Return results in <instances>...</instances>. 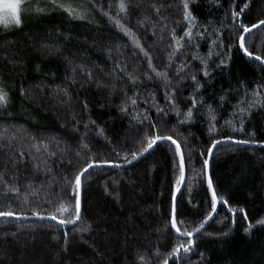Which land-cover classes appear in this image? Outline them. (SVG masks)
Listing matches in <instances>:
<instances>
[{"label": "trees", "instance_id": "16d2710c", "mask_svg": "<svg viewBox=\"0 0 264 264\" xmlns=\"http://www.w3.org/2000/svg\"><path fill=\"white\" fill-rule=\"evenodd\" d=\"M32 1L37 5V0ZM71 2L89 10L85 19H71L67 12L53 8L48 0H40L39 6H46L48 11L23 16V23L18 28L0 29V81L8 91L12 105L9 112L0 111V127L7 126L14 132V126H17L27 132L23 139L18 133L11 146L7 141L3 142L0 172L10 185L19 186V197L9 194L14 209L28 213L27 218H31L32 207L38 206V210L46 214L59 203V199L46 203V194L63 192L62 198H67L70 187L63 186L62 181L65 174L82 166L83 161L76 155L82 136L91 148V152L83 155L119 159L122 167L105 166L93 170L85 178L81 205L83 221L90 225L86 232H76L73 225L59 227L56 221L0 219V264H140L136 259L138 250L147 252L151 264H157L154 250L167 253L175 241L174 230L167 223L176 175L173 170L174 146L168 141L160 142L140 160L124 165L123 155L128 153L131 159V151L142 146L140 142L146 127L133 116L137 112L142 116L141 110L148 108L157 123V134L178 139L185 155L191 157L186 165L189 180L177 198L179 211L183 214L179 218L188 222L190 230L210 210L211 195L201 169L211 139L232 135L238 140L264 141V105L243 114V131H236L226 123L231 120L235 128H240L241 116L233 115L234 106L245 99L246 92L249 94L247 99L252 98L250 94L254 89L264 94V88L259 87L264 85V71L258 62L244 56L238 48L233 49L226 69L216 67L218 59L212 60L210 77L203 78L202 73L198 77L203 87L196 99L203 97L204 103L194 110L193 120L178 125L177 121L183 117L167 108L162 81L143 77L144 71L154 75L147 68V60L138 49H135L136 58H131L134 49L129 38L104 12L132 28L152 55L154 67L167 70L171 76L182 61H192V67L199 69L200 62L192 60L193 53L205 55L209 50V38L200 39L198 50L186 47V55L174 58V63L166 67L167 54L171 51L167 32L175 27L177 34H182L187 26L182 21L179 0ZM121 2L126 4L125 12L119 11ZM246 4L247 9L242 15L245 24L264 19V0H219V3L198 0L191 9L198 17V24L207 25L212 32L221 25L231 24V11H239ZM153 5H163L160 16L165 20L155 14ZM141 20L145 21V27L139 26ZM162 24L168 26L163 39ZM222 35L227 36V30ZM117 45L121 46L118 51ZM246 45L250 51L264 49V27L253 30L246 37ZM116 63L126 72L139 75L141 80L133 84L124 73L114 71ZM89 72L92 73L91 83L88 82ZM175 84L173 80L172 86ZM21 88L26 90L24 94ZM193 88L190 81L184 82L181 99L189 97ZM64 89L68 96L64 95ZM125 90L127 96L138 94L137 105L133 108L129 104V110L121 112ZM153 92L159 106L169 112L163 119L151 107ZM221 97H224L223 101ZM146 99L148 104L144 102ZM177 103L181 109H186L190 100L188 103L177 100ZM208 104L215 111L218 129V134H213L211 139L207 131L209 117L205 106ZM89 120L96 123L86 129L84 124ZM97 128L103 130L102 135ZM29 137H35V140ZM41 141L48 145L50 152H56V156L48 157ZM32 143L40 150L30 147ZM60 150H66L62 160ZM21 151L25 154L23 162L13 166L12 154L19 158ZM202 151L204 157L200 155ZM116 153H120V157ZM45 159L51 172L40 166ZM209 174L218 196H223L233 207H243L248 221L243 220V213H237L233 224L232 214L218 205L214 219L194 237V253L183 258L180 264H264V226L256 224L264 217V144L225 141L214 150ZM29 182L37 188V193L29 196L30 205L21 203L26 194L25 185ZM2 187L0 184V189ZM7 203L0 201L3 204L0 210H6ZM249 222L253 227L245 233L243 229ZM65 232L68 233L67 242ZM224 232H228L227 237L219 235ZM170 264H175L174 260L170 259Z\"/></svg>", "mask_w": 264, "mask_h": 264}, {"label": "snow or ice", "instance_id": "6c2138e0", "mask_svg": "<svg viewBox=\"0 0 264 264\" xmlns=\"http://www.w3.org/2000/svg\"><path fill=\"white\" fill-rule=\"evenodd\" d=\"M51 3L53 8L62 9L63 11L68 13L69 18L71 19H85L89 10L85 8L83 5H76L71 2V0H48ZM198 0H179V6L182 11V21L186 23V27L183 29L182 34H177V29L172 27L170 31L167 32V35L170 37V48L171 51L167 54L168 65L166 67H170L174 63V58H179L181 55H186L184 49L186 47L194 48L198 50L200 48V44L197 42L200 39L209 38V50L205 55H198L195 52L193 53L192 60H198L200 62L201 67L199 69H194L192 67V61H182L176 67V71L173 75H169L167 70H157L153 65V57L152 55L144 48L142 45L140 38L136 35L132 28L128 27L126 24L122 23L120 19L112 17L109 13L104 12V15L109 17V20H114L115 26L129 38L131 45L134 49L131 58L135 59L137 56V52L135 49L139 50V54H142L143 58L147 60V68L154 75H151L149 71H144L143 77L148 80L159 79L162 81V87L164 89V96L167 108L171 109L176 113L178 117L182 116V119L177 121L178 125H183L188 123L189 121L194 119V110L198 107V105L203 104V97L200 100L196 99V96L199 94L200 90L203 87L201 80L198 78L202 73L203 78H209L211 75V67L210 62L214 59H218V63L216 64L217 68L226 69L229 67V63L231 60V53L234 48H238V50L249 59L258 62L261 66L262 71H264V49L259 51H250L249 47L246 45V37L250 35L253 30L264 27V19H260L252 24H245L242 20V15L247 9V4L244 7H241L239 11L233 9L231 11V20L232 23L229 25H221L220 28L214 29L212 32H209L208 26H200L198 24V17L193 13L191 9V5ZM219 3V0H216ZM28 3V0H0V27L5 29L18 28L22 25V12L27 13H45L48 11L47 7H40V0H37V6L33 8H29L24 6ZM155 14L159 17L160 20H165V17L160 16V7L161 6H152ZM168 7H172V5H168ZM102 10V9H101ZM103 11V10H102ZM119 11H126V4L121 2L119 4ZM147 20V17H145ZM140 27H145V21L141 20L138 22ZM177 24L180 21H176ZM167 24H162L161 31V39L164 38L163 33L167 30ZM201 27L203 30H201ZM155 28V25H153ZM227 30L228 35H222V32ZM214 37V38H212ZM232 41L231 43H226V41ZM121 46L117 45L116 49L119 50ZM111 51V49H109ZM128 58H125L127 60ZM119 70L124 73L130 81L135 84L137 81L141 80L139 75H134L133 73H128L124 68L121 67L119 63L115 64L114 71ZM173 80L176 81L175 86L173 87ZM190 81L194 84V88L189 97L181 99V93L183 91L184 82ZM88 82L92 81V73H88ZM99 85L100 82L96 81ZM260 88H264V85H259ZM25 89L21 88V93H25ZM64 95L68 96L67 89H64ZM249 94L246 92L245 99L237 101V105L234 106L233 115L239 114L241 116L240 119V128H235V125L231 120L226 121L227 124L232 125L234 130L243 131V114L246 111H250L253 107L258 105H264V94H262L258 90H253L251 92V99H247ZM126 99L122 103L120 108L121 112H127L128 105L131 104L133 108L137 105V96L138 94L134 93L132 96H127V90H125ZM221 101L224 100V97L220 98ZM177 100H181V103H189V106L186 109H181L180 105L177 103ZM9 102V93L5 90V87L0 81V109H4ZM145 104H148L149 101L146 99ZM151 107L155 108L156 113L159 114V118L163 119L164 117L169 115V112L166 108L160 107L157 101L156 93H151ZM246 106H242L245 105ZM206 112L209 117L208 119V133L209 138L211 139L213 134H218L217 129V120L215 111L211 104L205 106ZM84 108L87 110L88 105L87 102H84ZM143 115L141 116L140 112H137L133 119H139L140 124L146 126L143 139L140 142L142 146L139 150L131 151V159L128 158V153H125L122 157L123 164L131 165L134 161L139 160L146 153H148L154 146L158 144V142L168 141L171 145L174 146V154H173V170L176 173L174 184L171 191V208H170V218L168 220V225H170V229L174 230V238L175 241L172 244L170 251L167 253H161L159 249L154 250L153 255L156 258L157 264H170V259L174 260L175 264H180V261L188 257L190 254H193L195 251V239L196 235L202 233L209 222L214 219L215 214L218 211V205L224 206L229 213L232 214V223L235 224L236 214L243 213V220L248 221V215L243 207H233L229 204V201L225 199L223 196H218L217 191L214 188L213 180L209 174V163L210 159L214 154V150L217 146L224 143L225 141L233 142L234 144H256L261 143L264 144V141H257L256 139H247V140H238L236 137L232 135L228 136H220L218 139H211L210 145L207 147V158L203 159V165L201 172L205 177V182L207 185V191L211 195L210 202V210L203 215V218L195 223L194 227L187 226L188 222L186 220L180 219L179 217L183 214L179 211V207L177 204V193L182 191V187L187 183L189 178L186 176V165L190 162L191 157L186 156L184 150L182 149L181 142L178 139H174L172 135H159L157 134V123L149 114V109L144 108L141 110ZM77 123H80L77 121ZM94 120L86 121L84 126L87 129L89 125H95ZM15 131L12 132L11 129L7 126L0 127V148H3L4 141H7L8 145L11 146L12 142L17 138V134H22L20 136L23 139L24 136L27 135L26 130L14 126ZM175 127V126H174ZM97 131L102 135L103 130L97 128ZM11 132V134H9ZM30 140L34 141L35 137H29ZM43 144L44 152L47 153L48 157L56 156V152H50L48 150V145L44 144L43 141L40 142ZM32 148H37L39 151V147L36 143H32L30 145ZM61 152V160L63 156L66 154V150H60ZM85 152H91L90 145L86 142V137H81V143L79 144L76 155L81 158L83 161L82 166L75 169L70 174H65L63 178V186L70 187V192L68 193L67 198H62L64 196L63 192L60 193H51L48 195V199L45 201L46 203H52L53 199H59V203L54 207V210L48 211L46 214L43 211L38 210V206L32 207L31 216L36 217L39 220H51L56 221L57 226L63 227L66 225H73L76 232H86L88 231L90 225L83 221L82 217V205H81V191L83 189V183L85 178L90 176V173L93 170L103 168L105 166L109 168H120L122 164L119 159H101L97 158L96 154H91L88 156L83 155ZM24 152L21 151L19 158L12 154V164L15 166L18 162H23L24 160ZM117 157H120V153H116ZM201 157H204L205 153L202 151L200 153ZM35 157H33L34 159ZM69 164H71V160H69ZM40 166L43 167L44 171L51 172L52 169L47 167V159L40 162ZM193 170L194 166H193ZM199 175L200 173H196ZM0 184L3 185L2 189H0V201H8L7 209L0 210V219H8L15 218L17 220L26 219L28 217V213L24 211H17L14 209L12 203L9 200V194H15L16 197L20 196V189L18 185H10L7 181L4 180L3 172H0ZM26 194L22 197L21 203L23 204H31L32 202L29 200L30 195H34L37 193V188L33 187L32 183L29 182L25 185ZM42 190V189H41ZM105 191H108V188L105 187ZM191 193V189L189 190ZM39 199L38 196H36ZM74 201V203H73ZM190 203V201H189ZM0 207H3V204H0ZM194 207H198L194 206ZM227 219V217H225ZM257 225L264 226V217H261L256 221ZM253 227L252 223L249 222L247 226L243 229L245 233L249 232V229ZM230 231V229H229ZM207 235H213V233H206ZM14 235V234H13ZM221 237H227L228 232L220 233ZM65 242H67L68 233L65 232ZM162 257V258H161ZM136 259L140 262V264H151V259L148 256L147 252H139L136 253ZM200 259H204V254H200Z\"/></svg>", "mask_w": 264, "mask_h": 264}, {"label": "rangeland", "instance_id": "374dc122", "mask_svg": "<svg viewBox=\"0 0 264 264\" xmlns=\"http://www.w3.org/2000/svg\"><path fill=\"white\" fill-rule=\"evenodd\" d=\"M24 6L29 7V8H33V7H36L37 5L35 3H33L32 0H28V3H26ZM34 14H36V13H27V14H25V13L22 12V17L23 16H27V15H34ZM0 29L1 30H6L3 27H0ZM11 107H12V105L9 104V102H8V105L4 109H0V111L9 112L12 109Z\"/></svg>", "mask_w": 264, "mask_h": 264}, {"label": "water", "instance_id": "95a60500", "mask_svg": "<svg viewBox=\"0 0 264 264\" xmlns=\"http://www.w3.org/2000/svg\"><path fill=\"white\" fill-rule=\"evenodd\" d=\"M158 143H160V142H158ZM156 146H157V145H156ZM156 146H154L153 149H151L150 151L154 150ZM150 151H149V152H150ZM149 152H148V153H149ZM148 153H146V154H148ZM146 154H145V155H146ZM145 155H144V156H145ZM144 156H143V157H144ZM143 157H141V158H143ZM141 158H140V159H141ZM140 159H139V160H140ZM137 161H138V160H137ZM134 162H136V161H134ZM134 162H133V163H134ZM125 165H128V164H125ZM182 189H183V187H182ZM179 195H180V192L177 193V198H178ZM215 215H216V214H215ZM32 218L38 219V218H36V217H31V218H26V219H32ZM49 221H51V220H49ZM211 221H212V220H211ZM211 221H210V222H211ZM210 222H209V223H210ZM68 226H71V225H68Z\"/></svg>", "mask_w": 264, "mask_h": 264}, {"label": "bare ground", "instance_id": "6f19581e", "mask_svg": "<svg viewBox=\"0 0 264 264\" xmlns=\"http://www.w3.org/2000/svg\"><path fill=\"white\" fill-rule=\"evenodd\" d=\"M125 165V164H124Z\"/></svg>", "mask_w": 264, "mask_h": 264}]
</instances>
